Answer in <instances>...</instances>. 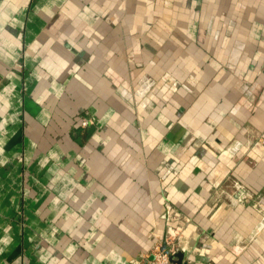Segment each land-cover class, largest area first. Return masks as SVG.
I'll return each mask as SVG.
<instances>
[{"label": "crops", "instance_id": "1", "mask_svg": "<svg viewBox=\"0 0 264 264\" xmlns=\"http://www.w3.org/2000/svg\"><path fill=\"white\" fill-rule=\"evenodd\" d=\"M263 188L264 0H0V264H264Z\"/></svg>", "mask_w": 264, "mask_h": 264}, {"label": "rangeland", "instance_id": "2", "mask_svg": "<svg viewBox=\"0 0 264 264\" xmlns=\"http://www.w3.org/2000/svg\"><path fill=\"white\" fill-rule=\"evenodd\" d=\"M230 9L231 8H229V11ZM227 10L228 9H224L223 15L225 18L223 20H220L219 22H208L207 29L214 33L215 36L218 35V37H221L222 41L228 39V42H235L236 40L243 38L245 35L243 32H246V29L243 27L244 23L239 18H233L232 15H230L231 13H227ZM228 16L230 18H227ZM254 200L257 208H264V188Z\"/></svg>", "mask_w": 264, "mask_h": 264}, {"label": "built area", "instance_id": "3", "mask_svg": "<svg viewBox=\"0 0 264 264\" xmlns=\"http://www.w3.org/2000/svg\"><path fill=\"white\" fill-rule=\"evenodd\" d=\"M93 120L89 116H85L82 120L83 125L91 123ZM172 251L162 248L161 246H155L151 255L145 259L144 262L138 264H176L172 261L170 253Z\"/></svg>", "mask_w": 264, "mask_h": 264}, {"label": "water", "instance_id": "4", "mask_svg": "<svg viewBox=\"0 0 264 264\" xmlns=\"http://www.w3.org/2000/svg\"><path fill=\"white\" fill-rule=\"evenodd\" d=\"M177 253H170V257H171V259H172V261H174L176 264H182L180 261V259L179 258H177Z\"/></svg>", "mask_w": 264, "mask_h": 264}]
</instances>
